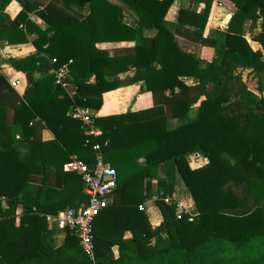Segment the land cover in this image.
<instances>
[{"label":"trees","instance_id":"obj_1","mask_svg":"<svg viewBox=\"0 0 264 264\" xmlns=\"http://www.w3.org/2000/svg\"><path fill=\"white\" fill-rule=\"evenodd\" d=\"M10 1L0 0V10ZM65 1L88 5L90 14L82 21L59 20L48 8L56 17L48 19L42 37L48 46L35 41L47 56L10 57L26 74L28 87L24 96L8 88L0 94V264H91L70 231L62 244L55 243L45 214L87 200L82 176L64 165L75 155L93 165L97 143L118 172L113 199L94 222L98 264H264V0H229L233 12L225 30L207 38L215 0H189L193 6L181 7L175 23L165 18L176 0H124L138 17L142 39L133 54L113 57L95 47L97 38L78 31L103 17L104 8L114 13L120 6ZM201 4L203 12L197 9ZM23 17L22 10L14 21L0 19V38L7 32L25 40ZM247 19L253 26L261 21L262 48L244 36ZM186 26L188 37L212 47V55L204 58L180 45L176 33ZM69 61L72 79L66 88L51 70ZM128 68L136 69L129 80L109 78ZM239 68L252 69L246 81ZM93 74L95 84L89 81ZM182 77L199 82L187 85ZM140 81L153 107L107 116L88 112L100 134L87 135L76 108L99 110L105 92ZM45 127L54 138L42 139ZM196 155L205 164L191 162ZM169 162L189 188L197 214L180 212L174 200L158 201L163 220L152 228L140 205L153 197L152 180ZM173 179L159 184L164 196L173 194ZM126 230H132V239L124 238Z\"/></svg>","mask_w":264,"mask_h":264},{"label":"crops","instance_id":"obj_2","mask_svg":"<svg viewBox=\"0 0 264 264\" xmlns=\"http://www.w3.org/2000/svg\"><path fill=\"white\" fill-rule=\"evenodd\" d=\"M75 1V0H74ZM109 4H116L120 6V11H113L110 9H103L102 16H98L93 19L92 24L83 25L79 31L81 35L91 34L96 40V48L101 51H105L108 56H124L133 54L136 52V46L138 38L141 40V36L137 33L138 17L132 9H130L127 2L124 0H107ZM24 4H28L30 9L24 8ZM193 6L189 0H176V2L169 8L166 20L169 22H177L179 18V11L181 7ZM48 8H53L54 11L59 13V20H63V17L72 18L74 20L82 21L90 14V8L88 5H80V2H73L71 6L66 4L65 0H11L6 3L4 9L0 10V19L2 21H14L17 15L23 10L24 17L22 22L19 24L20 29L24 33L25 40L18 39L21 35L4 34L3 38H0V94H4L9 90L16 92L20 96H24L28 87V79L24 72L18 70L10 61V57L15 60L22 59L34 54H41L47 56L44 51H39V47L35 44L38 41L39 45L46 48L48 44H43L44 33L49 28L48 19H56L54 13L47 12ZM109 8V7H108ZM198 11L203 12L204 5L198 6ZM120 15V22L115 21V17ZM233 12V5L229 0H215L209 16V21L204 30L203 37H214L218 30H225L226 23L231 18ZM61 22V21H59ZM57 23V22H56ZM194 29V28H193ZM262 29L261 21L257 22L256 25H252V20L247 19L244 24V36L253 46L255 43L259 44L262 48V43L257 39ZM189 27H182L181 33H176V37L180 45L188 51H192L197 55H201L204 58L212 55V47L202 46L199 38L190 39L187 31ZM135 31V32H134ZM146 35L151 36L153 32L147 31ZM116 38H106V37ZM18 39L17 42H10L11 38ZM148 39V38H147ZM53 64V60H49ZM53 68L51 71L54 72ZM252 71L251 68H239L237 74H240L244 81L247 80L249 73ZM136 73L135 68H128L122 70L117 76L110 74L111 79L118 78L120 80H129ZM70 78L72 79L71 73ZM182 81L187 85H194L199 82L197 78L193 77H182ZM90 83H96L97 76L93 74L90 77ZM4 87H6L4 89ZM151 92L143 88V82H136L132 84H124L114 90L107 91L103 94V105L99 110H87L95 116H107L111 114L125 113L128 110H145L152 108L154 103ZM13 100H9V121H11L13 114ZM38 120V119H37ZM35 121V120H34ZM42 124L45 125L43 121ZM43 140H49L54 138V133L48 127L41 130ZM191 162H198L200 165L205 164L206 160L199 156H192ZM174 172V179L172 173ZM174 180V189L171 199L178 203L181 210H185L188 213L195 215L197 214V207L194 198L183 181L180 173L174 169L172 162L161 165L158 178L152 180L154 186V192L163 193L159 190V184L162 182H171ZM170 197V196H169ZM113 199V198H112ZM147 217L152 228L159 226L163 220L162 211L156 201L147 199L140 205ZM22 209L18 210L20 213ZM51 227V226H50ZM55 243L60 245L64 242L66 237V230L51 227ZM132 230H126L124 232L125 239H132ZM115 257L119 256L118 248L114 250Z\"/></svg>","mask_w":264,"mask_h":264},{"label":"built area","instance_id":"obj_3","mask_svg":"<svg viewBox=\"0 0 264 264\" xmlns=\"http://www.w3.org/2000/svg\"><path fill=\"white\" fill-rule=\"evenodd\" d=\"M70 63L71 61L54 69L56 83L66 88L70 80ZM74 116L82 119L88 126L87 135L100 134V131L94 127L87 110L78 106ZM94 151L97 155L93 165L88 164L76 155L72 156L64 165L66 171H72L82 176L87 200L79 206H69L56 214H45V217L51 227L70 231L76 235L91 264H98L94 246V222L95 218L112 201L113 194L118 187V172L111 163L105 160L101 143L94 145ZM152 199L166 204H170L172 201L171 197L164 196L162 193L154 194ZM178 210L180 212L185 211L181 210L179 206ZM192 219L191 217L190 220Z\"/></svg>","mask_w":264,"mask_h":264},{"label":"water","instance_id":"obj_4","mask_svg":"<svg viewBox=\"0 0 264 264\" xmlns=\"http://www.w3.org/2000/svg\"><path fill=\"white\" fill-rule=\"evenodd\" d=\"M253 47H254V48H257V49L260 48L259 44L257 45V43H255V44L253 45Z\"/></svg>","mask_w":264,"mask_h":264}]
</instances>
